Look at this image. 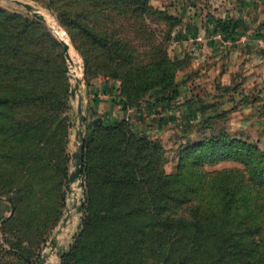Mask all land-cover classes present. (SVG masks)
Here are the masks:
<instances>
[{
    "label": "trees",
    "instance_id": "1",
    "mask_svg": "<svg viewBox=\"0 0 264 264\" xmlns=\"http://www.w3.org/2000/svg\"><path fill=\"white\" fill-rule=\"evenodd\" d=\"M95 2L132 13L149 10L147 0ZM77 28L87 34L82 26ZM126 46L111 48L124 107L138 108L157 90L156 95L175 99V66L166 51L139 66ZM61 50L42 20L0 8V139L32 136L53 118L67 120L69 84ZM16 109H24L26 116L15 115ZM8 123L18 128L7 129ZM130 126L129 120H122L103 127L98 143L103 158L98 164L89 163L86 145L84 228L72 253L62 255L63 261L264 264V153L253 143L221 133L185 146L176 171L165 174L161 146L138 138ZM226 159L241 167L210 174L203 169L205 162ZM2 169L0 185L6 187L14 173ZM11 254L29 261L20 252Z\"/></svg>",
    "mask_w": 264,
    "mask_h": 264
},
{
    "label": "rangeland",
    "instance_id": "2",
    "mask_svg": "<svg viewBox=\"0 0 264 264\" xmlns=\"http://www.w3.org/2000/svg\"><path fill=\"white\" fill-rule=\"evenodd\" d=\"M21 1L30 4L33 11L14 0H0V8L39 18L60 42L67 66L68 110L64 114L66 121L53 118L38 134L0 139V168L14 173L6 187L0 185V200L5 204V213L0 220V264H39L44 256L47 257L46 264H74L72 260L63 261L62 255L72 253L84 228L88 191L84 173L86 145L91 153L89 163L101 162L103 151L98 143L104 126L122 120L137 123V127L129 128L138 138L145 137L161 146L165 174L176 171L180 152L185 146L218 138L221 133L253 143L264 153V134L260 131L264 130V68L260 69L262 63L255 62L251 54L261 45L248 47V51L241 49L246 54L244 60L252 65L247 69L240 67L232 73L231 83L224 85L221 80L214 81L218 74V68L214 66L218 67V61L216 64L208 62L206 55L191 61L188 54L180 55L182 49L178 51L176 42L186 16L182 8L173 6L172 1L147 0L149 10L146 13H132L129 8L113 5L95 6V0ZM65 12H70L71 17H65ZM69 22L73 24L66 26ZM243 24L234 19L220 22L219 39L243 37L247 33ZM79 25L87 34L77 28ZM59 31L63 32V38L58 35ZM216 31L212 34L218 39ZM256 31L260 36V29ZM61 39L70 44L72 63L65 56ZM119 45H127L134 58L133 64L139 66L166 51L175 66L173 82L179 90L178 96L167 100L163 95H156L157 90L138 108H125L122 83L114 77L116 63L112 62L114 52L111 48ZM199 67L211 68L208 69L210 76L204 78H209L206 81L210 82L204 86L205 91L188 89L183 84L190 74L196 84L202 81L198 76V72H202ZM78 80L80 87L73 97L72 90ZM226 96L232 101L229 105L222 102ZM80 101L81 113L78 110ZM53 112L56 114L57 111ZM14 114L23 117L27 112L16 109ZM251 119L259 120L258 127L251 126ZM13 128L18 126L8 123L7 129ZM79 130L84 133V170L82 177L72 182L73 154L81 144ZM235 167H241V164L232 159L203 163L207 174ZM99 178H95L98 179L93 186L95 194L100 187ZM12 199L15 203L10 201ZM7 220L9 222L4 224ZM13 252H20L29 261L12 255Z\"/></svg>",
    "mask_w": 264,
    "mask_h": 264
},
{
    "label": "crops",
    "instance_id": "3",
    "mask_svg": "<svg viewBox=\"0 0 264 264\" xmlns=\"http://www.w3.org/2000/svg\"><path fill=\"white\" fill-rule=\"evenodd\" d=\"M169 1H172L174 7L178 6V8H182L186 16L185 23L179 30V36L176 42V44H178V51H181L182 49V54L180 53V55L188 54L191 61L199 60V58H201L200 56L203 57V55L204 57L206 55L208 62L214 61L216 64L218 61V67L214 66L218 68V74L214 77V81L217 79L218 82L222 81L224 85L230 84L232 73L236 72L240 69V67H244L245 69L249 68L252 64H248L244 60L246 54L241 51V49L248 51V47L261 45L259 50L255 51L254 54H251L255 57V62L257 60L262 63L260 65V69L264 68V0ZM208 3H210L211 6H209ZM228 19L243 21L245 23L243 24V27L247 29L246 35L239 37L238 39L230 38L228 40L221 41L219 39L220 33L218 32L220 22ZM215 29H217L216 32H218V39L216 34H212ZM258 29H260V36H258L256 31ZM242 46L245 48H242ZM198 69H201L202 71L198 72V76L201 77L202 81L196 84L193 75L190 74V76L186 77L183 84L188 89L202 88L205 91L206 88H204V86L210 82L206 81L209 78H206V80L204 78L205 76H210L211 72L208 69L211 68L206 67L205 69L199 67ZM222 100V102L228 103L227 105L232 103L229 96L222 98ZM250 109L252 110V108ZM245 120L246 119H243L242 121ZM258 123V119L252 120V123L250 122L253 128H255V125L258 127ZM131 124L133 126L138 125L135 122H131ZM262 127H264L263 122ZM260 131L261 133L263 131L264 134V130ZM4 207V201L0 200V220L5 213Z\"/></svg>",
    "mask_w": 264,
    "mask_h": 264
},
{
    "label": "water",
    "instance_id": "4",
    "mask_svg": "<svg viewBox=\"0 0 264 264\" xmlns=\"http://www.w3.org/2000/svg\"><path fill=\"white\" fill-rule=\"evenodd\" d=\"M15 2H17L18 4H21L23 5L27 10L29 11H33V7L30 5V4H27L21 0H14ZM33 14L35 16H39V14L37 12H33ZM41 19L45 20L44 17H40ZM61 42L63 44V50L65 52V56L67 58L68 61L72 62V57L70 55V44H68L65 40L61 39ZM69 62V63H70ZM80 83L81 81L78 80L77 84H76V88L72 90V95L73 97L76 95V90L79 89L80 87ZM82 101H80V105H79V112L81 113L82 112ZM78 138L81 142L80 146H79V149L73 154V159H74V164H75V169L74 171L72 172L71 176H70V180L72 182H77L81 177H82V174H83V170H84V152H85V143H84V133L82 130H79L78 131ZM82 207V206H81ZM54 245V244H53ZM46 256H44L39 264H46Z\"/></svg>",
    "mask_w": 264,
    "mask_h": 264
},
{
    "label": "bare ground",
    "instance_id": "5",
    "mask_svg": "<svg viewBox=\"0 0 264 264\" xmlns=\"http://www.w3.org/2000/svg\"><path fill=\"white\" fill-rule=\"evenodd\" d=\"M62 34H63V32H61V31L58 32V35H60V37L62 36ZM61 38H63V37H61ZM67 43H68V42H67ZM68 44H69V43H68ZM70 50H71V49H70ZM69 62H70V61H69ZM72 62H73V60H72ZM72 62H70V63H72ZM80 75H81V74H80ZM77 82H78V81H77ZM78 129H79V128H78ZM49 255H51V254H49ZM49 255H48V256H49ZM46 260H47V258H46Z\"/></svg>",
    "mask_w": 264,
    "mask_h": 264
},
{
    "label": "built area",
    "instance_id": "6",
    "mask_svg": "<svg viewBox=\"0 0 264 264\" xmlns=\"http://www.w3.org/2000/svg\"><path fill=\"white\" fill-rule=\"evenodd\" d=\"M219 37H220V35H219ZM128 119V118H127Z\"/></svg>",
    "mask_w": 264,
    "mask_h": 264
}]
</instances>
